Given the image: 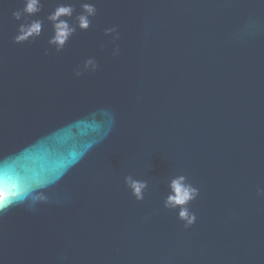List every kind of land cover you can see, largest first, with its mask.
<instances>
[{
  "label": "water",
  "instance_id": "95a60500",
  "mask_svg": "<svg viewBox=\"0 0 264 264\" xmlns=\"http://www.w3.org/2000/svg\"><path fill=\"white\" fill-rule=\"evenodd\" d=\"M96 3L45 55L50 26L13 44L22 0H0V158L52 185L0 215V264H264V0ZM90 56L100 70L76 77ZM178 174L200 189L188 229L163 207Z\"/></svg>",
  "mask_w": 264,
  "mask_h": 264
},
{
  "label": "clouds",
  "instance_id": "9594fccd",
  "mask_svg": "<svg viewBox=\"0 0 264 264\" xmlns=\"http://www.w3.org/2000/svg\"><path fill=\"white\" fill-rule=\"evenodd\" d=\"M77 2L79 10L77 11ZM23 7L12 12V18L19 22L12 43L16 45L26 44L41 37L45 23L50 26V35L47 38L48 48L55 53L64 51L72 37L80 32H87L93 25V20L98 14L96 0H57L55 6L40 19L43 11L44 0H22ZM103 35L110 37L116 45L120 39V32L116 25L103 29ZM104 47L103 44L100 45ZM120 48L116 45L112 50L113 56H118ZM100 70L97 59L93 56L86 58L82 65H77L74 75L81 77L87 73H96ZM86 154V153H85ZM70 163L74 167L80 159ZM67 171V169H66ZM125 186L131 192L136 201H143L148 189V182L133 178L131 175L124 177ZM168 192L163 198V207L175 211L177 219L183 222L185 229L192 227L197 220L196 213L190 209V205L200 195V189L193 185L183 174H178L168 180ZM52 185L37 184L31 177L26 175L19 165L9 163L8 158H0V215H3L10 207L26 204L34 210L39 204L50 201L49 189ZM257 195L264 197V188H257Z\"/></svg>",
  "mask_w": 264,
  "mask_h": 264
}]
</instances>
